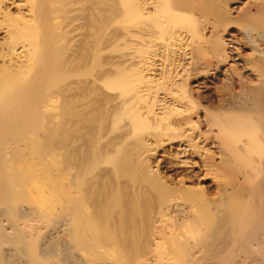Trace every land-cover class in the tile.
I'll return each mask as SVG.
<instances>
[{"label":"bare ground","instance_id":"1","mask_svg":"<svg viewBox=\"0 0 264 264\" xmlns=\"http://www.w3.org/2000/svg\"><path fill=\"white\" fill-rule=\"evenodd\" d=\"M220 4L0 0V264H264V51L240 57ZM237 21L264 45V0ZM172 142L218 199L152 165Z\"/></svg>","mask_w":264,"mask_h":264},{"label":"rangeland","instance_id":"2","mask_svg":"<svg viewBox=\"0 0 264 264\" xmlns=\"http://www.w3.org/2000/svg\"><path fill=\"white\" fill-rule=\"evenodd\" d=\"M222 1L224 0H218V2L221 3L219 6H221L222 10L224 11V15L231 18L228 25H226L225 27L226 30H220V34H222V36L227 39L237 40V42L239 43L238 52L240 51L239 55L242 59H253L255 56H259V54L262 52L261 50L264 51V45H259V43L255 44L254 39H252V37L241 27L240 23L237 21L238 17L241 16L243 10L247 8L252 0H230L228 1V5H226ZM21 2L22 4H24V1H18V3ZM238 7L241 9H239ZM12 11L17 12V10L14 8L12 9ZM3 37H5V34L1 33L0 44L4 41ZM254 45L255 47H253ZM254 48H256L258 52L255 51ZM232 64L233 60H229L228 62L222 64L221 69L225 70ZM236 67L237 66L233 64V67H230V69L233 70ZM200 70L202 74L207 72L212 73L213 76H211L210 74L212 78L211 81H208V84H206V86L204 85L207 82L206 79L202 78V74H197L190 78L188 84H190L189 87L191 86L192 90L195 92H193L194 97H198L202 107L213 105V109L217 114L224 113L226 108L228 107V101L232 100V88L230 84L226 80H224L225 77H223V75L219 73L218 69H212L209 72L206 69ZM217 130H219L218 127ZM177 149L178 147L176 142L157 147L155 154H153L150 159L152 165H159L160 172H162V175L168 180L170 184L180 186V184L184 183V185L187 187H195L197 183H201L208 189V195L210 198L218 199L220 197V191L217 187L218 183L215 182L212 176L202 179V177L204 176V172L201 163H197V166H195V168H191L188 165L182 166L176 156ZM192 170H194L193 172L195 173V175L198 174V177H194V174H192L191 172ZM220 174L222 177L226 178V174L224 172L221 171ZM199 178L202 180H200ZM42 229V231L45 230L44 228Z\"/></svg>","mask_w":264,"mask_h":264}]
</instances>
